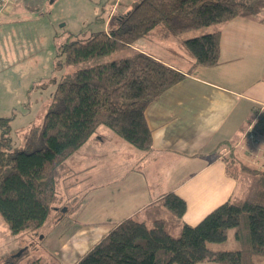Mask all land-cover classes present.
Returning a JSON list of instances; mask_svg holds the SVG:
<instances>
[{
    "label": "trees",
    "instance_id": "trees-1",
    "mask_svg": "<svg viewBox=\"0 0 264 264\" xmlns=\"http://www.w3.org/2000/svg\"><path fill=\"white\" fill-rule=\"evenodd\" d=\"M264 0H141L118 19L114 29L92 34L86 41L69 39L57 46L55 65L77 64L132 49L152 36H179L223 25L237 17H256ZM221 31L202 34L182 42L181 56L195 66L220 63ZM185 73L142 51L78 70L62 79L42 128L43 146L32 151L12 148L11 117H0V215L12 236L38 233L59 202V186L70 173L68 160L96 133L110 128L118 140L148 152L153 137L145 110ZM263 124L264 120L258 122ZM225 157L226 172L237 182L250 180L244 192L212 210L197 225L182 218L185 200L174 193L163 198L180 233L174 235L170 221H139L127 218L115 226L76 264H199L244 261L264 255V170L244 160L233 146ZM219 152L215 155L219 156ZM243 217L248 232L239 250H212L209 243L227 240L228 231L240 228ZM173 222V223H174Z\"/></svg>",
    "mask_w": 264,
    "mask_h": 264
},
{
    "label": "crops",
    "instance_id": "crops-1",
    "mask_svg": "<svg viewBox=\"0 0 264 264\" xmlns=\"http://www.w3.org/2000/svg\"><path fill=\"white\" fill-rule=\"evenodd\" d=\"M215 31H221L217 66L191 69V60L181 56L182 43L177 60L152 55L186 75L145 110L152 149L129 146L118 153L122 142L106 138L100 126L68 160L70 173L59 186V202L41 230L9 232L6 264H76L127 218L171 221L163 205L169 193L187 204L182 220L197 225L238 190L226 172L231 150L225 143L234 149L256 142L261 157L235 152L253 165L263 158L262 167L255 166L264 170V139L256 130L264 118V12L203 29L201 35ZM180 228L177 222L170 231L178 235Z\"/></svg>",
    "mask_w": 264,
    "mask_h": 264
},
{
    "label": "rangeland",
    "instance_id": "rangeland-1",
    "mask_svg": "<svg viewBox=\"0 0 264 264\" xmlns=\"http://www.w3.org/2000/svg\"><path fill=\"white\" fill-rule=\"evenodd\" d=\"M140 1L17 0L0 15V116L12 118L9 135L13 150L32 151L43 146L42 128L45 116L53 104L54 92L64 77L81 69L126 57L136 50L161 59L177 60L174 55H177L176 51L180 52L181 43L203 32L199 30L172 37L154 35L138 41L129 50L56 67L58 45L71 38L86 41L94 33L116 28L118 19L131 11ZM257 116L258 114L253 121L258 118ZM101 130L103 133H108L106 138L114 136L116 138L110 128L101 126L100 132ZM260 135L262 137L260 141H263L264 133ZM248 136V139H252L251 133ZM120 141L122 145L119 146L118 153L123 148L131 146L124 140ZM244 141H247V138ZM110 142L111 139L108 143L111 144ZM247 142L238 143L239 147L234 148V152L239 149L245 158L250 159L263 155L261 146H257L256 142L252 143L251 140ZM255 149L258 152L255 153ZM260 160L263 161V158ZM261 161L259 165L262 167ZM252 162L258 165L257 160ZM249 186L250 180H239L238 192H244ZM136 219L140 221V217L137 216ZM173 222L170 221L169 230L175 228L176 223ZM238 231L241 235L247 234L246 217H243L240 228H232L228 231L226 241L209 243V248L221 251L241 249L244 240L236 237ZM9 236L8 225L0 215V264H6L9 256L3 254L9 247L7 242ZM247 261L251 264H264V255H253L244 263Z\"/></svg>",
    "mask_w": 264,
    "mask_h": 264
},
{
    "label": "built area",
    "instance_id": "built-area-1",
    "mask_svg": "<svg viewBox=\"0 0 264 264\" xmlns=\"http://www.w3.org/2000/svg\"><path fill=\"white\" fill-rule=\"evenodd\" d=\"M17 0H0V15L8 8L10 7V5H12L13 3H15ZM262 119V118H261ZM264 120V118H263ZM258 121V120H257ZM257 131L261 134L264 133V130L262 128H260L259 126L256 127ZM252 131V130H251ZM251 137H254V133H251Z\"/></svg>",
    "mask_w": 264,
    "mask_h": 264
}]
</instances>
